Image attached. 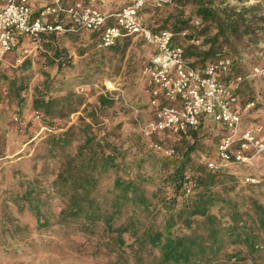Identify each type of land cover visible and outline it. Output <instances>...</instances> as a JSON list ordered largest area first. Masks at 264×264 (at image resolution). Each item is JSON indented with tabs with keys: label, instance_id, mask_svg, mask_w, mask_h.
Listing matches in <instances>:
<instances>
[{
	"label": "rangeland",
	"instance_id": "rangeland-1",
	"mask_svg": "<svg viewBox=\"0 0 264 264\" xmlns=\"http://www.w3.org/2000/svg\"><path fill=\"white\" fill-rule=\"evenodd\" d=\"M35 1L33 13L37 14L45 0ZM225 5L235 11L254 7L249 13L247 32L239 33L234 42L235 50L230 53L237 57L241 67L237 70L241 73L239 103L244 106L245 102L253 101L244 113L242 124L254 129L256 138L264 140V78L248 76L249 64L258 62L264 50V0H225ZM192 7L193 4L185 3L183 9L187 13ZM167 9L172 10L166 6L155 14L166 13ZM61 33L58 32L55 43L70 56L69 66L58 69L55 65H45L41 53L50 54L49 49L44 48L45 40L40 41V47H36L38 42L23 40L17 50L0 59V264H154L158 253L154 248L151 252L144 248L141 259L136 258L138 254L127 257L129 249L116 246L113 228L106 229L103 222L62 218L60 211L66 207L68 185L61 184L58 188L54 184L65 174L68 160L78 147L86 158L93 160L112 146L118 158L123 159L119 161L121 167L117 172L113 166L105 171L95 170L96 183L91 194L98 199L96 201L108 202L115 174L121 178L138 177V163L143 167L139 177H147L138 182L145 197H151L159 183L148 166L152 160L147 158L170 155L164 152V147L156 145L157 140L148 133L153 130L147 123L151 117L141 67L152 47L140 37L130 36L116 41V50L100 49L88 31ZM24 56L29 57L27 72H22L18 68L20 62L16 61ZM24 75L28 77L25 79ZM12 77L25 82V90L18 92L22 101L14 88L8 87L7 82ZM45 79L54 80V91L48 93L49 97L58 99L69 94L77 103L75 111L68 112L67 106H60L61 114L48 121L35 117L31 92ZM61 79L70 83L58 88L56 82ZM107 81L112 83L113 89H106ZM98 99H108L109 103L98 108ZM217 127L211 122L204 123L198 136L201 145L216 146ZM61 133H66L67 142L60 148L51 141ZM210 160L235 176V188L227 197L230 203H237L240 213L237 225L248 234V243L228 237L220 255L206 264H264V224L256 221L258 216L264 217V149L254 155L251 164L223 163L214 150ZM184 186L190 189L189 184ZM30 190L34 194H29ZM158 194L168 198L173 195V189L161 188ZM31 197L42 204L40 216L28 206ZM159 203L156 202L154 218L161 220L164 212L160 213ZM230 206L224 209H220L223 207L220 203L213 206L219 227L230 221ZM127 214L121 213L120 219ZM123 238L124 242L130 241L126 234Z\"/></svg>",
	"mask_w": 264,
	"mask_h": 264
},
{
	"label": "trees",
	"instance_id": "trees-1",
	"mask_svg": "<svg viewBox=\"0 0 264 264\" xmlns=\"http://www.w3.org/2000/svg\"><path fill=\"white\" fill-rule=\"evenodd\" d=\"M185 3L193 4L187 13L183 9ZM166 6L172 10L167 9L169 11L166 13L155 14L156 11H161ZM253 9L254 7H249L235 11L225 5V0L206 2L174 0L172 4L162 6L145 4L141 12L145 25L153 32L166 29L172 33L171 42L183 47V56L192 67H199L211 61L218 53L230 57L232 61L231 77L233 78L240 77L241 73L237 70L241 67L237 63V57L230 51L235 50L234 42L239 38V33L247 32L246 24L250 20L249 13ZM194 18L199 20L196 26L192 25ZM63 26L68 29L70 24L63 23ZM80 30L73 29L62 32L76 34ZM182 31L186 32L183 36L181 35ZM88 33L96 43L99 31H88ZM57 36L55 32H38L22 40H30L31 43L45 40L44 48H48L49 51L45 50L50 52L49 56L41 53L45 65H55L56 68L61 69L60 66H69L70 56L64 48L56 45ZM190 37L198 38L199 43L196 45L188 43L186 39ZM125 38H129V36L120 39ZM114 44L108 49L115 48L116 50ZM19 62L18 68L22 72H27L25 70L29 67V57L24 56ZM0 76H2L1 72ZM27 77L24 75L25 79ZM16 81V78L12 77L7 84L8 87L14 88L18 96V92L25 90L26 85L21 78ZM56 83V86L61 88L70 82L61 79ZM53 85L54 80L45 79L31 92V101L35 112L40 118L47 121L59 116L61 107L67 106V111L73 112L77 104L73 99H70L69 94L60 96L58 99L49 97L48 93L54 91L55 86ZM45 96H47L46 99ZM18 99L19 101L23 100L20 96ZM108 103V99H98V108H102ZM148 112L152 118L151 111ZM207 122L218 126L217 145L222 137L223 129L220 124L208 118L204 119L196 129H188L184 133L172 134L165 130L148 132L153 134L152 136L157 140L158 144L156 145L172 149L169 156L145 157L152 160L148 166L151 168L150 172L156 174L159 183L151 197H145V192L138 182L142 178L145 180L147 178L146 175L139 177L143 167L138 163V177L121 178L115 174L108 202H106L107 200L96 201L98 199L91 194L96 183L95 170H107L113 166L117 172V168L121 167L119 161L123 159L118 158L112 146L106 149L99 159L93 160L90 157L86 158L84 151L78 147L75 155L68 160L65 174H61L56 179L58 181L54 183L57 186L68 185V193L65 196L67 198L66 207L60 211L62 218H83L89 223L103 222L106 229L113 228L116 246H125L129 249L127 257L138 254L136 258L141 259L144 248L147 247L149 252L154 248L158 252L154 264H206L220 255L223 243L228 237L233 238V241L247 244L248 234L243 232V229L240 230L237 225V219L240 216L237 211V203H230L227 197L229 191L235 188V176L221 167L209 169L206 164L199 162V159L194 157L204 155L210 159L211 152L215 151L216 146L211 148L201 145L202 142L200 143V139H198L204 123ZM65 135L66 133H61L51 141L52 144L60 148L63 147V144L67 142ZM124 162L127 164L129 161ZM187 184L190 189L184 186ZM168 186L173 189V195L168 198L159 197L160 189ZM28 192L34 194L33 190ZM28 201L31 211L38 214L42 204L36 202L35 197H31ZM156 202H160L159 205L162 207L160 213L164 212L161 220L154 218V212L158 208ZM216 203L223 206L220 209H224L228 205L232 206V208L230 206L232 211L230 221L225 222L223 227H219L217 214L212 210ZM253 206L259 210L255 203ZM124 209L128 211H124ZM124 212L128 214L120 219L119 216ZM256 221L263 225L264 217L258 216ZM124 234L130 237V241L124 242Z\"/></svg>",
	"mask_w": 264,
	"mask_h": 264
},
{
	"label": "built area",
	"instance_id": "built-area-1",
	"mask_svg": "<svg viewBox=\"0 0 264 264\" xmlns=\"http://www.w3.org/2000/svg\"><path fill=\"white\" fill-rule=\"evenodd\" d=\"M173 2L128 0L117 10L104 13L84 0L69 4L49 0L37 16H32L29 0H0V59L17 47L22 39L38 32L99 31L96 47L100 49L110 47L120 38L138 36L152 47L151 54L141 67L148 96L147 106L152 113L148 123L151 129L184 133L188 129H196L208 118L223 129L215 148L217 159L223 163L251 164L254 155L263 151L264 140L256 138L254 129L242 124V116L236 106L240 77H231L230 57L218 53L211 61L192 67L183 56V47L171 42L172 33L169 30L153 32L144 23L143 5L162 6ZM49 16L52 19L47 21ZM62 20L70 24L68 29L64 28ZM198 21L194 18L192 25H198ZM185 34V31L181 32L182 36ZM186 40L195 45L199 43L198 38ZM36 47H40V42ZM248 76L264 78V50L260 52V60L249 67ZM105 87L113 89L110 81L105 83ZM252 105V100L247 101L243 109ZM35 117L39 115L35 113ZM250 150L252 153H248ZM164 152L171 154L172 149H164ZM199 162L209 169L217 167L204 155L199 157Z\"/></svg>",
	"mask_w": 264,
	"mask_h": 264
},
{
	"label": "crops",
	"instance_id": "crops-1",
	"mask_svg": "<svg viewBox=\"0 0 264 264\" xmlns=\"http://www.w3.org/2000/svg\"><path fill=\"white\" fill-rule=\"evenodd\" d=\"M61 1L64 4H69V3H72L75 0H61ZM84 1L90 2L93 6H95L96 8H98L100 11H102L104 13H107V12H110V11L117 10L122 5H124L128 0H84ZM35 2H36L35 0H29V5H30L31 13L33 14L32 16H35L36 15V14L33 13V11H34V7L33 6H34V3ZM46 2L47 1L45 0L44 3L46 4ZM48 18H50V16L47 17V19ZM55 34H58V33H55ZM14 49L17 50V47H15ZM239 99H241L240 98V93L237 94V103H236V106H237V111L241 114L242 119H243L244 113H245V111L247 109H243V105L242 106L240 105Z\"/></svg>",
	"mask_w": 264,
	"mask_h": 264
}]
</instances>
